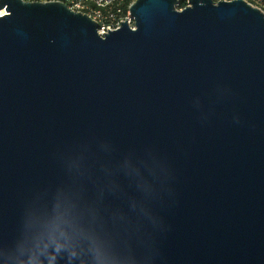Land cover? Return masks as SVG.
<instances>
[{
    "label": "water",
    "instance_id": "obj_1",
    "mask_svg": "<svg viewBox=\"0 0 264 264\" xmlns=\"http://www.w3.org/2000/svg\"><path fill=\"white\" fill-rule=\"evenodd\" d=\"M188 3L0 0V264H264V14Z\"/></svg>",
    "mask_w": 264,
    "mask_h": 264
},
{
    "label": "built area",
    "instance_id": "obj_2",
    "mask_svg": "<svg viewBox=\"0 0 264 264\" xmlns=\"http://www.w3.org/2000/svg\"><path fill=\"white\" fill-rule=\"evenodd\" d=\"M22 1H60L69 9L78 11L97 24V33L104 36L110 31L119 29L122 24H126L134 29V19L130 14L129 7L134 0H22ZM186 6L189 5L188 0H183ZM219 1V0H215ZM230 1V0H225ZM251 7L257 9L264 14V0H242ZM178 2V0H177ZM179 3V2H178Z\"/></svg>",
    "mask_w": 264,
    "mask_h": 264
},
{
    "label": "trees",
    "instance_id": "obj_3",
    "mask_svg": "<svg viewBox=\"0 0 264 264\" xmlns=\"http://www.w3.org/2000/svg\"><path fill=\"white\" fill-rule=\"evenodd\" d=\"M215 1V0H214ZM179 4H180V8H184L185 4L183 0H178Z\"/></svg>",
    "mask_w": 264,
    "mask_h": 264
},
{
    "label": "rangeland",
    "instance_id": "obj_4",
    "mask_svg": "<svg viewBox=\"0 0 264 264\" xmlns=\"http://www.w3.org/2000/svg\"><path fill=\"white\" fill-rule=\"evenodd\" d=\"M177 10H181V8H180V4L178 3V5H177Z\"/></svg>",
    "mask_w": 264,
    "mask_h": 264
},
{
    "label": "bare ground",
    "instance_id": "obj_5",
    "mask_svg": "<svg viewBox=\"0 0 264 264\" xmlns=\"http://www.w3.org/2000/svg\"><path fill=\"white\" fill-rule=\"evenodd\" d=\"M2 13H3V11L0 12V14H2Z\"/></svg>",
    "mask_w": 264,
    "mask_h": 264
}]
</instances>
